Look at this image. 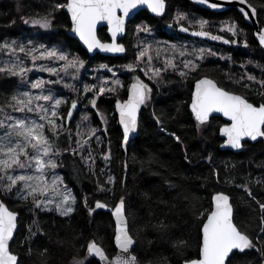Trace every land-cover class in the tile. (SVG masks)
<instances>
[{"label": "trees", "instance_id": "trees-1", "mask_svg": "<svg viewBox=\"0 0 264 264\" xmlns=\"http://www.w3.org/2000/svg\"><path fill=\"white\" fill-rule=\"evenodd\" d=\"M166 1L168 9L163 16L155 17L143 10L130 21L121 41L125 53L111 57L90 56L80 42L70 36L71 20L64 9L54 11L55 19L50 29L23 22V18L46 14L55 4L67 0H0V44L10 39H25L34 36L33 32L41 31L45 34L40 37L42 42L61 44L85 63L94 65L119 66L133 61L136 58L135 41L142 25L153 29L162 41H201L207 46L223 48L222 40L194 35L201 29L190 17L207 20L204 30L212 35L224 36L216 28V22L227 18L234 20L241 30L238 45L229 47L230 59L211 57L185 78L176 73L165 75L158 86L146 82L153 89L151 100L141 109L138 135L131 140L126 151L122 146L123 133L115 105L117 100L127 99L128 84L131 83L129 75H123L124 86L118 89V94L100 96L95 109L89 103L85 105H89L86 110L91 126L103 133L101 151L108 153L110 148L111 156L107 167L100 160L101 163L91 169L79 156H72L69 152L60 157L64 179L77 201L72 214L62 216L56 211L45 210L33 212L25 202L2 198L0 192V199L19 213L18 231L11 244V250L19 257L18 264H73L74 258L84 259L85 264H100L96 257L87 254V246L93 239L111 258L116 253V224L113 212L108 208L114 210L121 197L125 200L130 233L136 240L133 253L138 264H184L186 259L199 258L202 223L212 209V197L218 192L230 196L238 226L251 237L262 238L254 241L261 251L246 249L243 253L237 252L234 264H264V210L260 208V204H264V138L245 142L240 152L223 149L225 139L221 136V129L226 124L224 119L212 116L207 124L197 127L191 111L194 84L205 76L216 80L226 90L244 95L254 104L264 102V86L258 82L245 88L228 78V74L233 77L243 75V65L253 68L256 64L264 68V46L259 44L253 27L236 9L215 11L194 0ZM248 1L257 9L259 23L264 27V0ZM178 14L186 15L188 21L178 22ZM179 25L189 31H182ZM99 37L103 41L109 40L106 28L100 29ZM234 38L230 36L228 40L234 41ZM249 61L253 63L249 64ZM35 75H31L33 82ZM24 82L0 73V106L6 105L12 95L24 91ZM70 101L65 105L66 110ZM79 114H73L74 120L67 125L73 133V141L76 137L72 129ZM101 114L106 116V122L100 118ZM157 116L162 125L157 122ZM173 132L180 136L181 142L170 135ZM58 143L61 148L67 147L63 135ZM110 176L115 178L114 183L108 182ZM101 186L104 191L99 190ZM98 200L109 207L90 213L89 209L95 208ZM36 224L40 231H37ZM30 229L37 231L35 235L30 234ZM180 241H186L187 245L181 246Z\"/></svg>", "mask_w": 264, "mask_h": 264}, {"label": "snow or ice", "instance_id": "snow-or-ice-1", "mask_svg": "<svg viewBox=\"0 0 264 264\" xmlns=\"http://www.w3.org/2000/svg\"><path fill=\"white\" fill-rule=\"evenodd\" d=\"M208 4L209 0H201ZM246 4L253 15H256L257 9L248 2L240 0ZM141 5H147L153 13L163 15L165 10V0H67L66 3H57L54 8L43 15L36 17L23 18L25 24L39 26L43 29H50L55 19L54 11L66 9L71 15V31L75 33L81 41L87 46L89 51L99 49L104 52L124 53L125 46L117 42L118 34L125 31V23L130 13L138 9ZM212 8H218L220 5L212 3ZM247 17L248 13L241 10ZM188 21L184 14H178L177 21ZM102 21L107 22L111 32V42L102 43L97 37V25ZM200 31L193 34L202 37H211L213 40H223L224 37L212 35L211 32L205 31L208 25L207 20L197 21ZM138 31L150 32L148 26H140ZM182 31H189L187 27H182ZM227 31L233 35L237 34V27L230 26ZM259 44L264 46V31L257 33ZM225 43L233 41L225 40ZM32 42L29 41V44ZM245 47L247 41L245 40ZM138 52L136 60L124 67L135 73L141 64L146 67L143 69L144 74L156 83L163 82L164 74L169 71L178 72L182 78L187 77L191 72L200 68L197 62L203 61L207 55H216L210 49H199L196 59L181 60L176 63V53L180 57L193 55L185 50L178 48L177 45H169L166 49L156 47L153 54V45L148 43L141 47L137 45ZM7 51L10 55L24 53L31 60V67L26 65L24 59L16 55L14 61L9 60L0 67V73L8 76L19 77L22 83L25 81L27 74L33 68H39L53 75H57L59 70L56 67L37 64L42 60H58L64 62L62 70L68 73L69 69L79 72L84 68L85 62L79 56H73L62 48H48L45 45L26 47L24 44H17L16 41H5L0 44V52ZM38 53V54H37ZM230 59V57H225ZM159 60L160 66L157 67L153 61ZM253 63L252 61L248 62ZM259 66V65H257ZM107 68V65H101ZM242 67L246 68V65ZM115 75V73H114ZM228 78L236 84L245 88L251 86V82L257 81V77L245 72L239 77H233L228 74ZM248 81V83H245ZM61 81L36 80L31 83L32 89H39L38 94L31 91L17 92L12 95L6 105L0 106V192L4 196L15 194L20 201H29L35 208H42L45 211H56L62 216L70 215L75 209L73 205L76 202L75 196L68 190L64 184L63 178L57 175L49 177V172H54L60 167L59 157L64 152H69L72 156L79 158L88 164L91 169L95 163L92 155L91 140L99 131L91 126L89 122L84 130L77 125L75 136L77 139L72 140L73 133L67 128L65 121H70L73 112L77 109L79 100L73 99L70 107L65 114L60 110L63 105L69 101L62 96H57L46 85L59 83ZM264 86V79L257 81ZM123 82L116 78L109 81L102 80L99 84L85 85L83 94L93 93L89 100L91 106L95 109L97 100L105 93L118 94V89L122 88ZM65 87L73 92L79 90L73 84H65ZM152 87L145 83L139 75L134 76L130 85L128 98L126 100H117L116 109L119 112V122L123 126V143L126 147L129 136L138 130V115L141 106L146 105L152 96ZM12 109L14 112L24 114L22 117L13 116L6 109ZM191 111L194 113L197 127L207 124L213 113H222L231 123L226 124L222 133L227 137V145L234 149H241L244 145L242 141L250 138L255 141L258 137H264V102L254 104L242 94L226 90L225 87L219 86L217 81L205 76L199 79L195 85V92L191 102ZM99 112V109H97ZM29 114H35L38 119H33ZM106 122V116L100 115ZM156 120L162 125L160 117ZM82 121H90V117L85 115ZM107 130L106 128L104 129ZM163 131L167 129L162 128ZM65 137L67 147L61 148L58 141L61 136ZM178 142H181L180 136L174 132L170 133ZM99 143V137H97ZM87 153V154H85ZM111 156V149L103 156L108 161ZM187 159V157H186ZM211 162L212 157H208ZM219 179V173H216ZM115 178L109 177L108 182L114 183ZM245 187V186H241ZM100 191H104L103 186ZM248 195L251 196V189L248 188ZM230 196L224 192H218L214 197V208L208 212L205 222L202 223V240L199 245V258L186 259L184 264H234L236 253H243L246 249H256L261 251L258 244L254 241H260V236L251 237L242 230L233 219V206L230 203ZM87 206V197H85ZM107 203L96 201L95 208H90L89 212L95 209L108 208ZM264 210V204H260ZM19 213L10 210L3 199H0V264H18L19 257L10 249V241L13 240L14 233L17 230V217ZM114 215L117 223V233L115 236L116 245L119 252L112 259L106 253L104 247L93 239L87 246V254L92 257H98L104 261V264H138L136 255L132 252V247L136 243L134 236L130 234L129 222L125 214V200L120 198L114 208ZM264 219V218H262ZM36 223V222H34ZM163 228L164 225L161 224ZM37 231H40L39 225L36 224ZM264 231V229H262ZM31 235H35L30 229ZM181 246H186V241H180ZM47 252V249H44ZM73 264H85L84 259H75Z\"/></svg>", "mask_w": 264, "mask_h": 264}, {"label": "rangeland", "instance_id": "rangeland-1", "mask_svg": "<svg viewBox=\"0 0 264 264\" xmlns=\"http://www.w3.org/2000/svg\"><path fill=\"white\" fill-rule=\"evenodd\" d=\"M191 20L194 21H199L201 20L200 18H193L190 17ZM216 22V21H214ZM217 26L216 28L224 34V39L222 40V43L225 44V47H214V46H207L203 43H201V41H187V40H182V39H178L174 42H167V41H162L159 40L156 36V33L153 29H151L150 32H142V31H138V39L136 37V41H135V50H136V54L138 52V48L137 45L139 44L141 47H143L145 44H152L153 45V54L155 51L156 47H160L163 49H166L169 45L175 44L178 46V48H181L183 50H185L188 53H192L193 55L190 56H184V57H180L179 53H176L177 59H176V63L179 65L181 63V60H186V59H196V55L198 53L199 49H205L208 50L210 49L213 53H216V55H207L205 56V59L203 61H205L206 59H210L211 57L214 58H223L225 59V57H231V54L229 53V47L233 44L238 45V40H239V33H240V29L238 28L236 22L234 20H232L231 18H227L221 21H217ZM236 26L237 27V34L233 35L231 32L227 31V28L230 26ZM169 29L172 31L173 29L171 28V26L169 27ZM34 36H28V38L25 39H18V40H14V39H10L8 40V42L11 41H16L17 44H24L26 47H33V46H39V45H45L48 48H62L66 51H68L71 55L73 56H77L75 54H72L69 50H67L64 46H62L61 44H51L49 42H42L40 39L41 36H44L45 34L41 31L39 32H33ZM137 35V34H136ZM230 36H234V41L232 43H225V40H228ZM29 41H31L32 43L29 44ZM38 54V53H37ZM16 55H19L22 59L25 60L26 65H30L31 64V60L25 56L24 53H16V54H9L7 51H2L0 52V67H2L4 65V63L6 61L9 60H15ZM136 60V58L133 61H130L126 64L123 65H119V66H108L107 68H103L101 67V65H106V64H99V65H94V64H87L85 63L84 68L80 69L79 72H75V70L73 69H69L68 73H65L62 70V65L64 62L62 61H58V60H42V61H37V64H44L46 66H51V67H56L59 72L57 75H53L51 73L45 72V71H40L39 68H33L31 72H29L27 74V80L24 82V87L25 90L24 91H31L34 94H38L39 93V89H32L30 87L31 83L33 82L31 80V75L33 73H36V77L33 79L34 81L36 80H52V81H61L59 83H54V84H50V85H46V88H50L54 91V93L59 97L62 96L63 98L67 99L68 101L73 100V99H78L79 103H78V109H76V112H79V118L78 120H76L75 123V127L72 129L74 131V136H75V132H76V128L77 125L81 126V130H84L89 121H82V117L87 115L90 117V115L87 113V107L89 106H85L89 103V100L92 98L93 93H88L87 95L83 94V89L85 85H91V84H99L102 80L104 79H108L109 81L114 80L116 78H119L121 81H123V75L124 74H128L131 82H133L134 76L139 75L140 78L142 80H144V82H153L154 85L158 86L161 83H156L155 81H152L149 79V76H146L144 74L143 69L146 67L144 64H141L140 68L137 69V71L135 73L128 71L124 66L130 63H133ZM203 61H199L197 60V62L199 64H201ZM153 63L159 67L160 66V61L159 60H154ZM259 71H264V68L257 66L256 64H254L253 68H244L243 72L245 74V72L250 73L254 76L257 77V81L264 79V73L259 72ZM115 73V75H114ZM172 73H176L177 75H179L178 72H173V71H169L166 74H164L163 77V81L165 79V75L168 74H172ZM192 74V72L190 73ZM189 74V75H190ZM18 79H20L18 77ZM257 81H253V82H257ZM248 83V81H246ZM251 82V83H253ZM73 84L75 85V87L79 90V92H73L71 89L65 87V84ZM130 84H128L129 86ZM259 85H261L259 83ZM21 92V91H19ZM71 102V101H70ZM90 104V103H89ZM91 105V104H90ZM65 105H63L61 107V112L63 114L66 115L70 105L68 106L67 110L65 109ZM9 113H11V115L13 116H18V117H22L24 114L18 113V112H14L12 109H6ZM29 116L33 119H38V117L35 116V114H29ZM73 118H71V122L74 120V116H72ZM66 123V121H65ZM67 126V125H66ZM0 134H2V130H0ZM62 137V136H61ZM76 137V136H75ZM97 137H99V143H97ZM77 139V137H76ZM104 144V136L101 130H99L97 132V135L92 137L91 140V148H92V155L95 158V163L92 166V168H95L96 163H99L100 160L102 161V163L104 164V167H107L109 164V160L105 161L103 159V156L107 153L102 152L101 151V147ZM65 153V152H64ZM63 153V154H64ZM87 154V153H85ZM101 163V162H100ZM59 164L60 167H58L57 169H55L54 172H49L48 175L49 177L53 176V175H57L63 178V182L65 185H67L63 173H62V169H63V164L60 162V157H59ZM87 164V163H86ZM88 165V164H87ZM68 190L74 195L73 190L70 186L67 185ZM75 196V195H74ZM2 198H6V199H10L12 201H20L18 200V198L16 197L15 194L13 195H9V196H4L3 193L1 195ZM20 202H25V201H20ZM28 206H30L32 208V211H39V210H44L42 208H35L33 206V204L31 203V200L25 202ZM77 205V201L75 202V204L73 205L74 209L76 208ZM74 212V211H73ZM72 212V213H73ZM71 213V214H72ZM32 232H37L34 229H32ZM31 234V233H30Z\"/></svg>", "mask_w": 264, "mask_h": 264}, {"label": "water", "instance_id": "water-1", "mask_svg": "<svg viewBox=\"0 0 264 264\" xmlns=\"http://www.w3.org/2000/svg\"><path fill=\"white\" fill-rule=\"evenodd\" d=\"M194 1H196V2L199 3V4H202V5L205 6V7L210 8V9H212V10H215V11H227V10H230V9H236V10H237V11L243 16V18L245 19V21H246L250 26L253 27V29H254V35H255L256 39L259 41V37H258L257 33L260 32V31H264V27H261V25H260V23H259V20H258V17H257V13H256V15H253V14L251 13V10L247 7V5L241 3L240 0H209V3H208V4H205V3L201 2V0H194ZM248 2H249V1H248ZM212 3H216V4L220 5V7L214 9V8L210 7V5H211ZM249 3H250V2H249ZM254 7H255V6H254ZM167 9H168V3H167V1L165 0V10H164L163 15L167 12ZM242 9H243V11H246V12L248 13L247 17H246V16L243 14V12L241 11ZM64 10L67 12L66 9H64ZM143 10H146L149 14H151V15H153V16H155V17L163 16V15H157L156 13H153V12L151 11V9L147 7V5H141L138 9L134 10L133 13H130L129 18L126 20V23H125V31H124L123 33H121V34H118V36H117V38H116L118 43H121V44H122L121 41H122V40L125 38V36H126L127 29H128V25H129L130 21H131V20H132V19H133L138 13H140V12L143 11ZM67 14L69 15L70 20H71V15H70V13L67 12ZM71 25H72V24H71ZM71 28H72V27H71ZM101 28H106L107 33H108V36H109V40H108V41H103V40H101V38L99 37V31H100ZM69 34H70L71 37L77 39V40L80 42L81 46H82V47L88 52V54H89L90 56H95V55H97V54H102V55H104V56L118 57V56H122V55L125 53V52H124V53H111V52H104V51H101V50H99V49H96V50H94V51H89V50L87 49V46L83 43V41H81V40L79 39V37H78L75 33H73V32L71 31V29L69 30ZM97 37H98V39H100V41H101L102 43H110V42H111V32L109 31V26L107 25V22L102 21L100 24L97 25ZM203 78H204V77H203ZM208 78H209V77H208ZM201 79H202V78H201ZM210 79H212V78H210ZM197 81H198V80H197ZM197 81H196V82H197ZM196 82H195V84H194V89H193V93H192V98H193V95H194V92H195V85H196ZM131 83H132V82H131ZM131 83H130V85H131ZM130 85L128 86V93H129ZM218 85H219V84H218ZM219 86H220V85H219ZM237 94H238V93H237ZM127 98H128V96H127ZM142 107H143V106H141V109H142ZM141 109H140V113H141ZM75 111H76V110H75ZM75 111H74V112H75ZM116 113H117L118 122H119V112H118L117 109H116ZM140 113H139V115H138V130H137L135 133H133V134H131V135L129 136L128 144H127L126 147L124 146V143H123V141H122V146H123V149H124L125 151L127 150V148H128V146H129V143L131 142V140H133V139L138 135V132H139V125H140ZM212 116H219V117L223 118L224 121L226 122V124H230V123H231V121H230L227 117L223 116L222 113H213ZM212 116H211V117H212ZM226 124H225V125H226ZM119 125H120V128H121L122 133H123V126L120 124V122H119ZM225 125H224V126H225ZM224 126H223V127H224ZM223 127H222V128H223ZM221 136L225 139V142H224V144H223V149L232 150V151H235V152H240V151L243 150V147H244V146H243L241 149H234V148H232L231 146L227 145V137L224 136V134L222 133V131H221ZM263 138H264V137H258L255 141L251 140L250 138H245V139L242 141V144L244 145V143L247 142V141H250V142H256V141H259V140H261V139H263ZM123 140H124V137H123ZM214 196H215V195H214ZM214 196H213V197H214ZM213 197H212V209L214 208V200H213ZM230 203L232 204L231 200H230ZM232 206H233V205H232ZM106 209H107V208H106ZM212 209H211V210H212ZM10 210H12V209H10ZM108 210H109L110 212H113V215H114V210H113V209L108 208ZM125 214H126V213H125ZM126 216H127V215H126ZM127 219H128V218H127ZM233 219H234V209H233ZM114 220H115V224H116V229H115V236H116V233H117V223H116V217H115V215H114ZM205 220H206V219H205ZM128 222H129V221H128ZM204 222H205V221H204ZM234 222H235V221H234ZM18 227H19V215H18V217H17V230H16V232L14 233L13 240H14V238H15V236H16L17 231H18ZM129 231H130V227H129ZM130 234H131V233H130ZM13 240L10 241V249H11V244H12ZM114 243H115L116 253L111 257L112 259H114V258H115V255L120 251L119 248H118V246L116 245L115 237H114ZM134 245H135V244H134ZM134 245H133V247H132V252H133ZM133 254H134V253H133ZM96 259L100 262V264H104V261L99 260L98 257H96ZM18 263H19V261H18Z\"/></svg>", "mask_w": 264, "mask_h": 264}, {"label": "flooded vegetation", "instance_id": "flooded-vegetation-1", "mask_svg": "<svg viewBox=\"0 0 264 264\" xmlns=\"http://www.w3.org/2000/svg\"><path fill=\"white\" fill-rule=\"evenodd\" d=\"M180 27H183V25H179ZM66 125H69V121H66Z\"/></svg>", "mask_w": 264, "mask_h": 264}]
</instances>
